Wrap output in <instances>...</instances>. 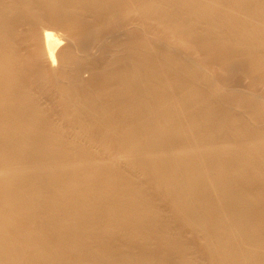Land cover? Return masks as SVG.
I'll return each mask as SVG.
<instances>
[{"label":"bare ground","instance_id":"obj_1","mask_svg":"<svg viewBox=\"0 0 264 264\" xmlns=\"http://www.w3.org/2000/svg\"><path fill=\"white\" fill-rule=\"evenodd\" d=\"M0 264H264V0H0Z\"/></svg>","mask_w":264,"mask_h":264},{"label":"rangeland","instance_id":"obj_2","mask_svg":"<svg viewBox=\"0 0 264 264\" xmlns=\"http://www.w3.org/2000/svg\"><path fill=\"white\" fill-rule=\"evenodd\" d=\"M48 29H49V28H48ZM50 31L55 35V37L58 36V37L62 38V39H61V40H63L62 42H64L65 45H68L69 41L66 40V41H68V42H66L65 39L63 38V37H65V33H66V32L63 33V30H61V28H59V27H58V28H56V27H55V28H50ZM149 36H151V37H149ZM152 36H153V35H150V34L148 35V38H149V39L151 38L150 41H153V37H152ZM58 37H56V38L59 39ZM64 43H62V45L59 46V47L57 48L58 51H57L56 53L60 52L59 50H61L63 47H65V46L63 45ZM194 60H197V57H194ZM84 74H85V75H84ZM86 74H87V75H86ZM88 74H89L88 71H85V72L83 73V75H84L86 78L88 77ZM243 83H244V84H243ZM244 85H245V87L247 86V83H245V81L242 82V87H244ZM245 87H244V88H245ZM114 153H116L115 155H116L117 157H120V158L123 159V160L125 159V156H127L126 153H125V155L123 154V153H124V152H123V149H119V150H117V151L114 152ZM122 154H123L124 156H123ZM119 155H121V156H119ZM122 156H123L124 158H123ZM131 157H133V156H130V157L127 156L126 159H131ZM133 158H134V157H133Z\"/></svg>","mask_w":264,"mask_h":264}]
</instances>
